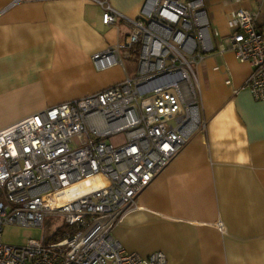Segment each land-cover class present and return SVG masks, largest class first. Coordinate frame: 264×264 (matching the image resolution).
Returning a JSON list of instances; mask_svg holds the SVG:
<instances>
[{"label":"built area","instance_id":"obj_1","mask_svg":"<svg viewBox=\"0 0 264 264\" xmlns=\"http://www.w3.org/2000/svg\"><path fill=\"white\" fill-rule=\"evenodd\" d=\"M103 22L130 27L123 42L91 57L95 72L137 58V69L97 93L52 105L0 130V264H166L156 251H128L113 235L139 195L192 136L206 127L197 67L219 47L205 0H146L129 18L95 0ZM241 8L229 45L253 71L245 87L264 99V33ZM220 67H215L219 70ZM119 134L125 140L114 144ZM48 214L72 226L57 241H3L5 225L42 227ZM47 240V239H46Z\"/></svg>","mask_w":264,"mask_h":264},{"label":"crops","instance_id":"obj_2","mask_svg":"<svg viewBox=\"0 0 264 264\" xmlns=\"http://www.w3.org/2000/svg\"><path fill=\"white\" fill-rule=\"evenodd\" d=\"M129 18L146 0H108ZM219 49L197 67L206 127L139 195L113 235L131 252L163 251L166 264H264V99L228 48L229 21L245 8L264 33V0H205ZM95 0H0V130L45 108L91 95L133 75L131 58L95 72L91 57L123 42L124 19L103 22ZM215 67H220L215 70Z\"/></svg>","mask_w":264,"mask_h":264},{"label":"rangeland","instance_id":"obj_3","mask_svg":"<svg viewBox=\"0 0 264 264\" xmlns=\"http://www.w3.org/2000/svg\"><path fill=\"white\" fill-rule=\"evenodd\" d=\"M130 68L135 73L137 69V58H133ZM125 140L124 134H119L111 138L114 144H118ZM72 226H68L66 219L62 215L48 214L45 223L42 227L38 226H24L9 224L4 226L3 241L12 245H25L29 239H37L40 241H49L48 237L58 230L69 231ZM47 239V240H46Z\"/></svg>","mask_w":264,"mask_h":264},{"label":"trees","instance_id":"obj_4","mask_svg":"<svg viewBox=\"0 0 264 264\" xmlns=\"http://www.w3.org/2000/svg\"><path fill=\"white\" fill-rule=\"evenodd\" d=\"M68 226H70V225H68ZM69 231H71V230H69ZM65 232H66L65 230H58V231L54 232L52 235H50L48 237V240L51 242L60 240L61 238H63Z\"/></svg>","mask_w":264,"mask_h":264}]
</instances>
